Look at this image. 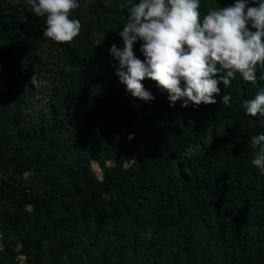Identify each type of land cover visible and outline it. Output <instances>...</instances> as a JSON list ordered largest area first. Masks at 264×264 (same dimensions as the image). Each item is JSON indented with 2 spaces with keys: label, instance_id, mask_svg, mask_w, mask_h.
<instances>
[{
  "label": "trees",
  "instance_id": "trees-1",
  "mask_svg": "<svg viewBox=\"0 0 264 264\" xmlns=\"http://www.w3.org/2000/svg\"><path fill=\"white\" fill-rule=\"evenodd\" d=\"M199 2L203 18L210 9ZM216 2L219 9L236 0ZM255 6L249 0L248 7ZM89 15L98 44L77 50L58 44L60 64L48 68L21 41V31L28 29L18 16L0 10V55L10 60V75L0 88L2 231H17V223L2 213L3 203L17 200L47 213L60 198L59 190L55 194L47 186L67 187L59 178L64 176L89 202L91 221L103 222L86 264H264V174L251 163L250 144L264 134V115L250 117L244 107L264 90V69L257 70L255 85L236 73L229 87L218 85L216 104L187 108L182 101L170 107L168 93L145 78L141 83L154 96L145 102L127 93L116 75L118 61L108 49L124 44L114 11L94 0ZM4 25L19 33L5 34ZM141 43L133 51L143 61ZM30 65L44 78L53 77L56 90L49 95L60 97L36 123L21 111L48 93L28 75ZM224 95L231 96L227 105ZM32 157L43 158L51 171L33 172L40 184L19 180ZM93 160L103 168L100 181L91 170ZM103 194L106 204L99 203ZM48 220L63 235L89 234L79 215L52 214ZM36 251L15 253L4 244L0 264H17L16 256L41 264ZM85 256L81 243L69 242L46 264H82Z\"/></svg>",
  "mask_w": 264,
  "mask_h": 264
},
{
  "label": "clouds",
  "instance_id": "clouds-1",
  "mask_svg": "<svg viewBox=\"0 0 264 264\" xmlns=\"http://www.w3.org/2000/svg\"><path fill=\"white\" fill-rule=\"evenodd\" d=\"M252 2L255 7H248L249 0H236L201 18L199 0H139L120 33L124 47L113 44L108 49L118 61L119 82L133 98L150 102L154 96L141 83L148 78L168 93L170 107L182 101V108L216 104L218 85L229 87L236 73L255 85L257 70L264 69V0ZM27 4L37 17H45L43 35L50 40L70 44L79 35L80 21L70 19L71 11L79 7L77 0ZM138 41L143 61L133 51ZM230 100L224 95L221 102L227 105ZM244 107L250 117L264 115V90ZM250 144L251 163L264 174V134L253 136Z\"/></svg>",
  "mask_w": 264,
  "mask_h": 264
},
{
  "label": "rangeland",
  "instance_id": "rangeland-1",
  "mask_svg": "<svg viewBox=\"0 0 264 264\" xmlns=\"http://www.w3.org/2000/svg\"><path fill=\"white\" fill-rule=\"evenodd\" d=\"M94 0H77L79 7L72 10L70 13V19L79 20L81 23V29L79 35L74 38L70 44H60L63 47H70L73 50L81 49L85 45H97L98 40L96 33L91 22L89 10ZM114 11L115 19L120 22L122 28L126 22L127 16L135 2L139 3V0H101ZM210 10L217 6L216 0H202ZM0 10L4 13H13L18 16L28 31L22 32L20 39L23 43L27 44L30 54L34 55L39 63L47 65L46 67L52 68L60 64L61 57L55 49L58 48V44L43 35V30L46 27L45 17H37L31 9V6L27 4V0H0ZM5 30V34L9 32L19 33L18 29H13L9 25H4L1 28ZM2 46L4 42L2 41ZM5 47V46H4ZM3 48V47H2ZM1 48V49H2ZM9 58L2 54L0 55V88L3 87L7 78L9 77ZM28 75L32 78L33 82L40 87L44 92L48 93V96L42 97L38 95L28 107L23 108L21 116L28 117L33 123H36L37 118L43 117L50 108L51 103H57L60 100L59 96L50 95L56 90V83L53 77L46 76L44 78L41 71L35 68V66H29ZM50 94V95H49ZM30 155V154H28ZM42 160H38L32 157L30 163L27 165V171L24 175L19 177V180L31 183H41L34 177L33 172L46 171L51 172L50 169L44 168ZM112 164L106 162L105 167H109ZM128 164L125 165L127 167ZM91 170L95 173L97 179H102L103 168L96 162L91 161ZM45 173V172H44ZM64 176H59L61 184H66L67 187L61 186L59 189L58 183L53 182L47 186L51 192L60 195L59 200L50 204L48 212H44L41 208L36 207L33 204H24L17 200L10 203H3L1 207L2 213H6L13 221L17 223V231L13 233L3 232L0 226V233L3 243L7 246L10 245L13 252L18 253L21 249L29 248L30 250H37V254L40 258L41 264H46L50 258L51 253L55 252L59 245H66L69 242H79L82 244L83 249L86 251V256L82 261V264L88 262V257L91 255L90 246L101 235L99 230L100 225L103 222L96 220L91 221L90 211L92 207L89 202L84 198H80L73 190H71V180H65ZM108 197L102 195L99 198V203L106 204ZM59 215L65 219L70 216L79 215L84 219L88 226V235H81L76 230L65 232L67 235H63L58 232L57 228L53 227L52 221L48 220V216ZM1 221V220H0ZM1 224V223H0ZM72 232V233H70ZM148 256L153 257L151 253Z\"/></svg>",
  "mask_w": 264,
  "mask_h": 264
},
{
  "label": "built area",
  "instance_id": "built-area-1",
  "mask_svg": "<svg viewBox=\"0 0 264 264\" xmlns=\"http://www.w3.org/2000/svg\"><path fill=\"white\" fill-rule=\"evenodd\" d=\"M4 250V243H3V240H2V237H1V233H0V252H2ZM15 262L17 264H25L24 261H23V257L22 256H16L15 257Z\"/></svg>",
  "mask_w": 264,
  "mask_h": 264
}]
</instances>
